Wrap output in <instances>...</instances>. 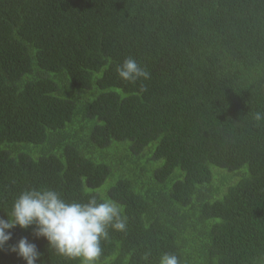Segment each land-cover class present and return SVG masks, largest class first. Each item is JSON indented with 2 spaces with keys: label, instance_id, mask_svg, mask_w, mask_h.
I'll return each instance as SVG.
<instances>
[{
  "label": "trees",
  "instance_id": "16d2710c",
  "mask_svg": "<svg viewBox=\"0 0 264 264\" xmlns=\"http://www.w3.org/2000/svg\"><path fill=\"white\" fill-rule=\"evenodd\" d=\"M128 57L150 78L123 82ZM256 111L264 0H0V218L29 188L112 199L127 227L97 264H264ZM33 228L10 230L0 264H25L20 237L37 264H80Z\"/></svg>",
  "mask_w": 264,
  "mask_h": 264
},
{
  "label": "clouds",
  "instance_id": "9594fccd",
  "mask_svg": "<svg viewBox=\"0 0 264 264\" xmlns=\"http://www.w3.org/2000/svg\"><path fill=\"white\" fill-rule=\"evenodd\" d=\"M116 72L123 82L132 84L150 78L145 67L132 57L125 58ZM252 118L264 122V112L256 111ZM17 226H34L33 235L43 237L57 255L79 260L80 264H97L103 251L101 241L108 239L109 229L123 232L127 221L121 205L112 199L98 200L92 195L86 201H69L52 188H29L14 199L7 219L0 218V250L11 240L10 230ZM8 250L25 264H37L42 256L27 237L8 245ZM40 264L44 262L40 260ZM158 264H179V259L175 254L163 253Z\"/></svg>",
  "mask_w": 264,
  "mask_h": 264
},
{
  "label": "rangeland",
  "instance_id": "374dc122",
  "mask_svg": "<svg viewBox=\"0 0 264 264\" xmlns=\"http://www.w3.org/2000/svg\"><path fill=\"white\" fill-rule=\"evenodd\" d=\"M214 171H215V169H213V173H214ZM221 173H222V177H221L222 180L226 179V180L233 182L235 180V178H237L236 176L233 175L234 171L230 172V171H226V170L225 171L221 170ZM219 178H220V175L217 176L216 181H218Z\"/></svg>",
  "mask_w": 264,
  "mask_h": 264
}]
</instances>
